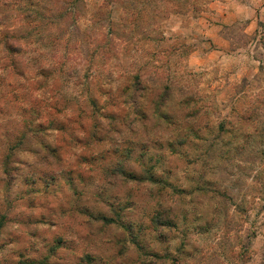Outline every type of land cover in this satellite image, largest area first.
Here are the masks:
<instances>
[{
	"label": "rangeland",
	"instance_id": "rangeland-1",
	"mask_svg": "<svg viewBox=\"0 0 264 264\" xmlns=\"http://www.w3.org/2000/svg\"><path fill=\"white\" fill-rule=\"evenodd\" d=\"M32 1L0 16V264H264V0Z\"/></svg>",
	"mask_w": 264,
	"mask_h": 264
},
{
	"label": "trees",
	"instance_id": "trees-1",
	"mask_svg": "<svg viewBox=\"0 0 264 264\" xmlns=\"http://www.w3.org/2000/svg\"><path fill=\"white\" fill-rule=\"evenodd\" d=\"M16 1V0H15ZM23 2H27L29 3L28 6L29 7H33L35 8L36 5L32 0H23ZM12 3L11 0L10 2L6 1V0H0V16L4 13H7L9 10H11L12 8ZM4 20L3 18L0 19V29L4 32ZM0 37H3V41L0 43V47L2 49V57H14L20 54V48L16 45H12L10 43V39L11 37H8V34H2ZM18 41H14L13 43H17ZM259 106H263L264 107V103H260L258 102ZM252 122V121H251ZM99 221H101L102 223H109V220L104 218V217H99L98 218ZM1 228V225H0Z\"/></svg>",
	"mask_w": 264,
	"mask_h": 264
}]
</instances>
